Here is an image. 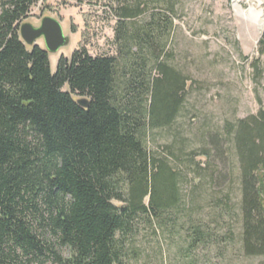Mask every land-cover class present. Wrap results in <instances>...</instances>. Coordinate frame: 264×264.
Listing matches in <instances>:
<instances>
[{"label":"trees","instance_id":"trees-1","mask_svg":"<svg viewBox=\"0 0 264 264\" xmlns=\"http://www.w3.org/2000/svg\"><path fill=\"white\" fill-rule=\"evenodd\" d=\"M39 1L0 6V264H125L137 226L181 200L180 170L146 147L185 102L188 79L162 43L176 0H118L117 56L80 48L54 74L44 47L19 36ZM146 13L149 21L135 25ZM257 53L264 56V27ZM205 140L198 153L207 159L222 161L232 146L243 251L264 257V109Z\"/></svg>","mask_w":264,"mask_h":264},{"label":"rangeland","instance_id":"rangeland-1","mask_svg":"<svg viewBox=\"0 0 264 264\" xmlns=\"http://www.w3.org/2000/svg\"><path fill=\"white\" fill-rule=\"evenodd\" d=\"M255 1L260 5L252 0L175 2L162 43L168 63L188 79L185 102L170 128L149 134L146 147L180 170L181 200L160 219L151 217L137 226L126 243L125 264H264V257L243 251L240 170L232 146L225 145L222 161L198 153L207 147L206 137L221 133L226 122L264 109V56L257 53L264 0ZM252 5L262 13V28L246 15ZM120 7L118 0H40L25 22L37 26L43 17H53L70 37L68 47L49 55L54 74L58 60L69 59L80 48L92 57L117 56ZM148 21L146 13L134 23ZM36 44L43 47L42 40ZM255 60L260 76L252 66ZM211 171L216 172L214 181L203 180ZM192 235L199 242L191 245Z\"/></svg>","mask_w":264,"mask_h":264},{"label":"water","instance_id":"water-1","mask_svg":"<svg viewBox=\"0 0 264 264\" xmlns=\"http://www.w3.org/2000/svg\"><path fill=\"white\" fill-rule=\"evenodd\" d=\"M19 36L28 47H32L38 40H42L44 50L48 55L56 54L70 44V37L64 34L60 22L49 16L43 17L37 26L28 22L20 25ZM76 103L86 109L89 100L82 97L77 99Z\"/></svg>","mask_w":264,"mask_h":264},{"label":"bare ground","instance_id":"bare-ground-1","mask_svg":"<svg viewBox=\"0 0 264 264\" xmlns=\"http://www.w3.org/2000/svg\"><path fill=\"white\" fill-rule=\"evenodd\" d=\"M254 3H256L257 5H260V3H258L255 0H252ZM262 12V11H261ZM247 17H249L254 23L258 24L259 28H262L263 25V19H262V13L257 12L256 9L252 6H250V8L247 10L246 12ZM248 18V19H249ZM264 18V17H263ZM44 47V46H43Z\"/></svg>","mask_w":264,"mask_h":264}]
</instances>
